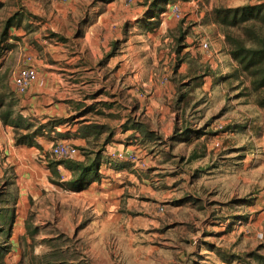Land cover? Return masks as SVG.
Returning <instances> with one entry per match:
<instances>
[{
	"label": "rangeland",
	"instance_id": "obj_1",
	"mask_svg": "<svg viewBox=\"0 0 264 264\" xmlns=\"http://www.w3.org/2000/svg\"><path fill=\"white\" fill-rule=\"evenodd\" d=\"M2 1L0 28L6 18L21 13L24 25L15 31L24 32L28 38L12 49L0 71V99L7 94L17 99L10 91L9 80L28 56L56 66L57 75L63 79L58 82L60 86L75 82L79 75L68 73L64 68L83 65V31L87 26L93 28L97 17L106 12L107 4L114 2L122 6L118 14L121 29H125L122 32L137 36L132 43L138 48L139 41L145 40V50L150 53L147 67L160 81L166 80L173 86V93L170 89L169 93L155 96L156 102L163 106L172 101L170 105L174 107L184 97L178 106L195 128L203 127L215 117V129L219 132L225 129L216 139L220 143L218 148L211 146L212 134L199 142L211 147L206 149L203 160L190 162L184 170L175 163L167 172L172 178L171 188L181 192L183 184L190 181L189 188L194 193L200 189L202 195L195 193L197 198L190 195L179 200L183 192H178L172 202L164 204L158 227L137 228L132 234L128 233L126 213L120 210V215H111L90 202L91 198L95 200L101 195L100 191L83 197V193L73 194L56 185L54 180L47 181L42 169L37 171L32 165L8 166L6 176L0 177V192L7 186L8 207L10 210L17 207L18 223L22 226L14 236L12 229L10 251L5 255L4 264H234L233 261L238 264L240 260L236 257L247 253L264 257V215L260 214L255 200L256 193L264 190V108L257 104L258 99L264 98V90L253 91L244 74L238 79L223 78L224 72L230 75L237 64L229 55L225 29L215 22L218 8L255 5L264 0H175L181 7L182 17L172 16L171 26L162 33L161 26L154 32H146L145 24L138 25L146 10L145 4L152 5L154 0H132L130 4L128 0ZM227 32L245 41L249 39L244 28ZM157 34L167 40L162 42L163 57L160 47L154 46ZM247 42L250 45L252 41ZM72 58H77V62H71ZM181 64L182 71L186 69L183 74L190 71L201 75L211 65L222 73L211 76L217 85L197 90L192 85H183L191 81L174 72ZM180 85L183 88L178 91ZM214 85L219 88L218 92H214ZM142 92L146 98L155 94L154 89ZM204 116L203 121L197 122ZM76 117L65 119L62 126L67 122V127H83L82 116ZM219 125L223 130H219ZM58 136L59 141L82 138V134L72 131ZM72 159H83L82 151ZM49 161L55 164L61 160ZM36 175L41 179L37 184L31 182ZM21 178L29 187L21 186ZM1 199H4L3 193ZM181 201L186 210H178ZM227 222L230 224L223 230ZM250 258L248 261L252 264H259Z\"/></svg>",
	"mask_w": 264,
	"mask_h": 264
},
{
	"label": "crops",
	"instance_id": "obj_2",
	"mask_svg": "<svg viewBox=\"0 0 264 264\" xmlns=\"http://www.w3.org/2000/svg\"><path fill=\"white\" fill-rule=\"evenodd\" d=\"M121 7L114 2L107 4L106 12L97 17L93 28L88 29L87 26L84 29L83 65L64 68L68 73L79 75L78 78L75 77L77 78L75 82L69 81L60 86L58 82H62L63 79L57 75L56 66L45 64L43 60H34L38 80L25 95H18L14 89L13 78L19 68L13 73L9 86L18 101L16 113L26 120L41 124L47 123L51 118L74 117L75 119L77 115H80L83 118V127H67L66 122L63 126H56L55 131L47 136H38L36 138L38 146L18 145L13 127L5 125L0 119V177L3 179L6 176L8 166L23 168L32 165L37 171L38 169L44 170V178L47 181L51 179L56 182L57 179V182L65 186V183L72 178V172L63 165H56L49 161V159H55L51 153L55 143L66 142L74 146H83V149L87 150L105 147L103 152L105 162L101 166L100 180L83 191H70L73 194L83 193V197L100 191L101 195L95 200L91 198L90 202H95L100 210L111 213V215L126 213L128 233L132 234L137 228L148 230L158 227L159 217L165 210L164 204L172 202V198L178 192L180 194L183 192L179 200L190 195L196 197L195 193L202 195L200 189H196L194 193L189 188L190 181L188 184H183L181 192L180 189L171 188L172 178L168 177L167 172L174 168L175 163L177 168L184 170L192 162L189 155L193 149H197V144L203 141L208 133V135H214L213 140L216 142L223 131L219 132L217 128L215 129L213 121L216 119L214 117L213 120L204 123L203 127L205 126L207 134L200 139L192 142H187L186 138L172 140L176 130L180 131L188 124H191L192 128L195 126L184 114L183 109L175 110L170 105L172 101L163 106L156 102L155 96L169 93L170 89L173 93V86L166 80L160 81L156 73L147 67V57L150 53L145 50V40L139 41L141 46L138 48L132 43V39L137 36L125 35L122 32L125 29H121L118 19ZM171 18L172 15L168 10L163 16L160 33L171 24ZM15 30L16 28L11 31V35L15 38L9 39L8 45L15 44L14 47H17L21 42L25 43L28 37L22 30L23 35ZM154 36V46L160 47V54L163 57L165 51L162 50L164 47L162 42L167 40L163 35ZM115 41L122 43L112 56L106 57L112 50L111 43ZM12 49H8L9 51L0 57V71L12 53ZM53 50L57 49L53 48ZM45 51L46 54L48 52L51 54V51ZM77 60V58H72L71 62L76 63ZM182 65H179L177 74H183L182 72L186 70L182 71ZM211 70L215 75L222 73V70L216 69L213 65H211ZM226 75L224 72L223 78ZM211 76L214 75L205 76L202 85L197 86V90L209 88L213 84L217 85V81L212 82ZM216 85H214V92L219 91ZM148 89H154L155 94L146 98V94L142 91L147 92ZM204 118L206 116L197 122L200 123ZM199 126L196 129L202 128ZM67 131L82 134V138L59 141L58 135L61 136ZM110 133L109 141L105 144L104 141ZM214 141L212 148H214ZM207 149L211 147L207 145ZM133 152L140 154L142 163H133L126 158ZM84 159L83 156V159L78 160ZM53 170H56V175L53 174ZM20 180L21 186L29 187L23 178ZM39 180H41L40 177L36 175L32 176L31 182L35 181L37 184ZM191 187H195V184ZM2 192L4 198L7 199V186ZM185 193L188 194L185 195ZM30 196L34 195L30 194ZM255 200L260 214L264 215V190L256 193ZM178 205V210L187 209L182 201ZM161 207L164 209L162 212ZM0 208H2L1 203ZM18 222L16 211L13 236L18 230L21 231L22 225ZM229 224V222L224 224L223 230ZM233 262L236 264V261ZM238 264L242 262L239 261Z\"/></svg>",
	"mask_w": 264,
	"mask_h": 264
},
{
	"label": "trees",
	"instance_id": "obj_3",
	"mask_svg": "<svg viewBox=\"0 0 264 264\" xmlns=\"http://www.w3.org/2000/svg\"><path fill=\"white\" fill-rule=\"evenodd\" d=\"M175 3V0H154V3L145 4L146 10L143 16L140 18L138 25L145 24L143 30L146 32L156 31L163 22V16L168 12L170 6ZM3 3L0 2V8ZM24 15L21 13L13 14L9 16L4 21L2 27L0 28V57L4 54V51L12 49L14 45H8L9 39L15 38L11 35L12 29L23 28ZM146 22V23H145ZM215 22L221 25L225 31L224 35L226 41L230 44L229 55L236 62L237 67L233 73L226 75L224 79L232 80L234 78H240V74H244L250 81V85L253 91L259 92L264 90V3L260 4H246L236 8H218L215 10ZM234 28H244L247 32L249 39L247 41H252L250 45L248 42L241 37L231 36L227 30ZM122 42H112V50L106 57L112 56V54L117 50ZM179 65L174 69L177 74ZM194 73V72H193ZM182 74L183 79L187 78L191 81L186 82V86H201L203 83V78L208 75H215L210 68L203 72V74L198 75V73ZM195 82V84H194ZM183 86L177 87L178 91H181ZM184 97L179 98L178 103L183 101ZM7 100V101H6ZM17 99L12 95L7 94L5 98L0 99V119L5 125H10L14 129L16 143L18 145H36V138L47 136L49 133L55 131L56 126L62 125L65 119L62 118H51L47 123L41 124L36 123L31 120L24 119L19 113H16L15 109L17 106ZM178 103L174 105L175 110L181 109ZM257 104L264 108V98L258 99ZM191 124L185 125L180 131L176 130L172 137V140H184L186 138L187 142H192L195 139H200L205 132V126L199 129L192 128ZM225 131V129L223 130ZM209 134V133H208ZM211 134V133H210ZM110 135H107L104 143H108ZM104 144V145H105ZM105 147L100 149H79L82 151L84 160L76 159H64L57 163L56 165H63L72 172V178L65 183V186L59 182L54 183L64 187L71 191H83L92 185L94 182L100 180V170L102 164L105 162L103 152ZM197 149H203L199 152L193 149L190 154V160L196 161L202 159L206 156L207 144L199 143L197 144ZM56 174V170H53ZM2 193L0 192V264H4L5 255L10 251L9 241L12 236V229L16 218V207L12 210L8 207L7 199H1ZM50 243V240L49 242ZM250 257L256 259L259 264H264V257L259 253H247L246 256H237V260H240L243 264H252L248 261ZM251 259V258H250ZM48 264V263H47Z\"/></svg>",
	"mask_w": 264,
	"mask_h": 264
},
{
	"label": "built area",
	"instance_id": "obj_4",
	"mask_svg": "<svg viewBox=\"0 0 264 264\" xmlns=\"http://www.w3.org/2000/svg\"><path fill=\"white\" fill-rule=\"evenodd\" d=\"M132 0H128L127 4L131 3ZM170 13L175 19H180L182 17V10L179 4L173 3L170 8ZM204 48H208L207 44L203 45ZM38 80V72L34 64V59L28 56L21 68L16 72L13 78L14 89L18 95H25L31 86ZM219 129H223L222 125L218 126ZM220 146L219 142H215L213 147L218 148ZM52 156L57 160L71 159L78 157L80 154L79 148L66 142H57L52 147ZM122 156V155H120ZM131 162L142 163L141 156L137 152H133L126 157ZM163 211V207L160 209Z\"/></svg>",
	"mask_w": 264,
	"mask_h": 264
}]
</instances>
